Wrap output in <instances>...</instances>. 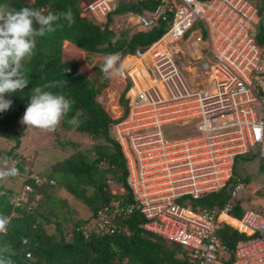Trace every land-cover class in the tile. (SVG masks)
I'll list each match as a JSON object with an SVG mask.
<instances>
[{
    "label": "built area",
    "instance_id": "built-area-1",
    "mask_svg": "<svg viewBox=\"0 0 264 264\" xmlns=\"http://www.w3.org/2000/svg\"><path fill=\"white\" fill-rule=\"evenodd\" d=\"M126 1L137 0L81 1L79 15L102 24ZM156 1L145 12L116 14L123 21L133 19L136 30L164 28L154 41L135 49L136 57L146 53L145 61L125 66L124 77H119L128 80L124 113L109 125L124 159L127 185L126 190L108 179L109 193L127 192L132 203L111 199L97 208L82 233H128L120 222L136 210L138 227L177 243L188 255L187 264H222L219 257L226 248L217 232L227 225L244 236L234 243L230 264H264V214L247 208L233 215L248 182L237 179L227 185L236 155L253 149L264 159V44L255 42L257 24L264 28V5L259 14L251 0ZM178 42L195 45L206 55L188 71L189 79L200 83L181 73L182 61L178 65L174 57L181 52ZM27 177L35 185L44 180L32 172L15 176L19 185L11 197L13 206H20L31 191L24 183ZM252 185V193L264 191ZM224 188L221 205L191 208L189 199Z\"/></svg>",
    "mask_w": 264,
    "mask_h": 264
},
{
    "label": "trees",
    "instance_id": "trees-1",
    "mask_svg": "<svg viewBox=\"0 0 264 264\" xmlns=\"http://www.w3.org/2000/svg\"><path fill=\"white\" fill-rule=\"evenodd\" d=\"M81 1L85 0H0V4H7L9 8L19 10L28 7L40 10L44 15L49 12H66L70 8L75 18V23L71 27H68L67 21L62 20L60 22L63 24L62 28L37 37L35 55L23 61V70L30 83L23 92L5 96L13 103L7 111L0 112V137L12 141L13 144L11 149L0 155V158L11 155L12 150L19 145L21 130L16 128L15 124L30 102L31 89L37 86L43 88L45 84L65 80L68 84L62 88L44 89L64 94L74 101L70 113L61 121L60 127L93 138L99 137L106 142V145L96 146L94 156L91 158L76 153L52 165L49 171L51 173L47 175L35 172L44 179L40 185H35L33 180L27 177L24 183L31 186V191L27 193L26 201L21 202L20 206H13L11 202L15 190L0 185V214L10 218L6 234H0V244L10 248L14 264H187L188 255L177 243L166 241L138 227L141 218L136 210L128 213L120 222L127 228L128 233L121 230L114 233L95 231L82 233L84 225L95 214L97 208L114 198L121 205L130 204L132 200L127 192L111 195L107 189V180L111 179L127 190L124 159L119 145L111 136L109 125L116 122L124 113L123 93L128 80L120 81L118 84L123 89L117 96L116 112L113 106L109 107L115 98L113 91L106 90L98 97L107 84V79L103 78L100 70L102 64L91 65V72L96 73L92 75L83 70V63L86 61H82L81 58L95 53H102L105 56L117 52L122 53V56L133 54L136 48L144 47L158 38L164 28L158 25L147 30H135L129 34L126 31L115 32L109 28L113 15L127 11L141 13L151 10L157 5L156 0L120 2L105 17L102 24H94L90 19L79 15ZM251 1L261 14L264 0ZM36 28L38 29L39 25H36ZM63 41L67 52L62 50ZM255 42L264 44V28L260 23L257 24ZM132 58L133 61L129 64H135L134 61L138 59ZM101 97H105L108 104L99 102ZM73 117L79 120V126L67 122ZM244 155L248 159L259 158L257 151L251 149L247 153L236 155L234 160ZM233 165L232 176L227 185L234 181ZM13 167H16L19 173H31L30 169L24 168L19 162L14 163ZM49 179L53 183H48ZM57 186L83 202L90 211V217L73 219L67 231L64 230L67 226L64 224L66 218L64 211H69L71 207L65 199L56 200L49 195L51 188ZM88 188L90 193H87ZM226 195L225 188L210 193L199 199L204 200L201 207L219 206ZM58 202L62 207H59L61 212L57 211ZM44 203L47 204V213L43 211ZM29 204L31 205L28 208ZM241 212L238 201L232 214L240 216ZM51 220L54 223L53 230L47 231L44 223L46 225ZM217 234L226 248L221 263L230 264L233 259V245L244 236L227 225H222Z\"/></svg>",
    "mask_w": 264,
    "mask_h": 264
},
{
    "label": "rangeland",
    "instance_id": "rangeland-1",
    "mask_svg": "<svg viewBox=\"0 0 264 264\" xmlns=\"http://www.w3.org/2000/svg\"><path fill=\"white\" fill-rule=\"evenodd\" d=\"M127 21H123L117 15H113L110 26L115 32L126 31L129 34L137 29V25L132 19H127ZM194 28L195 26H193L189 30H192ZM186 33L184 34V36L186 35ZM176 44L177 47L181 50V52L179 51L177 54L174 55V57L178 62V65H180L179 61H182L181 65L183 71L181 70V73L186 76L187 81L194 82V84L200 83V80H190L189 76L191 74H188V71L189 69H193L192 64L197 65L199 63L197 61L205 60L206 55L204 53H199L198 48H196L197 46L195 45L191 46L188 43L180 42ZM100 57L101 56L99 54L83 56L81 60L84 62L86 61L85 63H83V70L85 72L91 73L92 75H95L96 73L91 72L90 67L94 64H103L104 58ZM125 59L126 57L123 58V61H125ZM130 61H133V58H131ZM138 61H140L139 58L134 61L135 64H138ZM187 61H190V63H188ZM117 81H120L119 77L107 79L106 86L102 89L101 93L98 96H102L106 90L113 91L115 93V98L112 100L111 104H109V107L113 106V109H115V111L118 108L116 107L117 96L123 89L121 85H118L119 82ZM99 102L106 103L107 101L105 97H101V100ZM106 104H108V102ZM24 112L20 115L15 124L16 128L21 130V136L19 145L15 147L12 150V154L8 156V167H13L14 163L19 162L21 166L30 169L32 173L40 172L43 175H47L51 173L49 171H51L52 165H54L56 162L70 157L71 155H75L76 153H82L87 155V157L91 158L94 156L96 146L106 145V142H104L99 137L93 138L84 133H79L74 130H65L62 129L60 125L57 127L55 132H44L39 129L25 127L23 124L20 123ZM110 113L112 114V112ZM112 115L114 116L115 114ZM12 144V141H7L4 138L0 137V155H3L4 151L11 149ZM233 170L235 174L233 177L234 180L239 179L243 180L244 182H248V186L241 193L242 205L239 203L240 209L242 208V206L244 207L243 209L254 208L264 214V191L261 190L256 193L251 192V188L253 186L252 184L254 183L264 188V159H260L257 157L248 159L245 155L240 156L238 158H235ZM53 175L60 176V174L57 173ZM18 181V179L16 180L15 178L7 177L4 179H0V185L5 188L16 189L19 185ZM107 189L109 191L111 190V187L107 186ZM87 193H90L89 188L87 189ZM49 195L51 197H55L56 200L65 199L67 201V204L71 207L69 211H64V213L66 212L64 216L66 217L64 224L67 225L64 228L65 231H67V229L69 228V224L73 219L79 217H90V211L86 208L85 204L79 199H75L73 196H71V194L64 190V188L59 186L51 188ZM189 200L193 205L191 206L193 210H197V206H203L202 204L204 200ZM59 204V202L56 203L57 211H60L59 207L62 208ZM46 205L47 204L44 203V213H47ZM183 205L190 207L189 204L184 203ZM253 205H255V207H253ZM63 210L65 209L63 208ZM53 227L54 223L52 220L46 225L44 223V228L47 231H52ZM68 235H66V238L69 239ZM221 258L222 256L219 257L220 261H222Z\"/></svg>",
    "mask_w": 264,
    "mask_h": 264
},
{
    "label": "clouds",
    "instance_id": "clouds-1",
    "mask_svg": "<svg viewBox=\"0 0 264 264\" xmlns=\"http://www.w3.org/2000/svg\"><path fill=\"white\" fill-rule=\"evenodd\" d=\"M62 20L68 27L75 23V18L69 8L66 12L44 15L40 10L23 7L19 10L0 4V112L7 111L12 100L6 95L23 92L30 80L23 70V61L35 55L37 37L45 36L62 28ZM39 25V28H36ZM122 53H109L104 57L100 70L104 79L123 78L125 66ZM68 69L66 70V72ZM67 80L52 82L42 87L31 89L30 102L20 121L25 127L39 129L44 132H55L61 121L70 113L74 101L64 94L53 93L44 89L63 87ZM79 126L76 117L67 121ZM8 157L0 158V179L19 175L16 167H8ZM10 218L0 214V234H6ZM0 264H14L10 248L0 244Z\"/></svg>",
    "mask_w": 264,
    "mask_h": 264
},
{
    "label": "crops",
    "instance_id": "crops-1",
    "mask_svg": "<svg viewBox=\"0 0 264 264\" xmlns=\"http://www.w3.org/2000/svg\"><path fill=\"white\" fill-rule=\"evenodd\" d=\"M116 15V14H115ZM133 20V19H132ZM112 22V21H111ZM113 24H114V22H113ZM109 28H111V26H110V24H109ZM112 29V28H111ZM65 41V40H64ZM64 41L62 42V50L63 51H65V52H67L66 51V48L64 47ZM69 44H71L70 42H69ZM95 54H99L101 57L100 58H104L105 57V55H102V53H95ZM125 55H133V54H124L122 57H121V59H122V62H123V64H124V62L125 61H123V57L125 56ZM132 57H134V56H126V60L127 61H130V59L132 58ZM138 58V57H137ZM140 60V59H139ZM141 61V60H140ZM117 82H120V81H117ZM241 201V198H240V200H239V203L242 205V201ZM253 207H255V205H253ZM244 207L242 206V208H241V211H243L244 209H243ZM254 209V208H253Z\"/></svg>",
    "mask_w": 264,
    "mask_h": 264
},
{
    "label": "bare ground",
    "instance_id": "bare-ground-1",
    "mask_svg": "<svg viewBox=\"0 0 264 264\" xmlns=\"http://www.w3.org/2000/svg\"><path fill=\"white\" fill-rule=\"evenodd\" d=\"M126 56H130V55H126ZM125 56V57H126ZM134 57H136V56H134ZM138 58L141 60V61H145L147 58H146V53L143 51L142 53H140V56H138ZM138 62H140V61H138ZM125 65L124 66H126V65H128L129 64V62L128 61H126V59H125ZM227 222H230V223H234V221L232 220V219H230L229 217H226V216H222Z\"/></svg>",
    "mask_w": 264,
    "mask_h": 264
},
{
    "label": "water",
    "instance_id": "water-1",
    "mask_svg": "<svg viewBox=\"0 0 264 264\" xmlns=\"http://www.w3.org/2000/svg\"><path fill=\"white\" fill-rule=\"evenodd\" d=\"M110 128V127H109Z\"/></svg>",
    "mask_w": 264,
    "mask_h": 264
}]
</instances>
